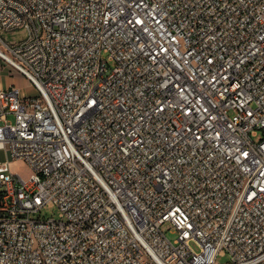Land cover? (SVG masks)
Listing matches in <instances>:
<instances>
[{"label": "built area", "instance_id": "2783aa9c", "mask_svg": "<svg viewBox=\"0 0 264 264\" xmlns=\"http://www.w3.org/2000/svg\"><path fill=\"white\" fill-rule=\"evenodd\" d=\"M0 58V264H264V0H0Z\"/></svg>", "mask_w": 264, "mask_h": 264}, {"label": "rangeland", "instance_id": "374dc122", "mask_svg": "<svg viewBox=\"0 0 264 264\" xmlns=\"http://www.w3.org/2000/svg\"><path fill=\"white\" fill-rule=\"evenodd\" d=\"M1 34L2 37L9 42H19L27 37V33L23 28L4 29ZM111 64L114 65V63ZM11 86L21 89L25 95H35L38 93L36 87L31 83L29 78L22 75L11 65L4 64L3 60L0 58V87L8 88ZM0 157L1 159L5 158L2 152H0ZM12 169L25 179H29L33 174L30 165L22 159L15 160L12 164ZM42 215L45 217H58L59 209L53 206H45L42 210ZM162 229L173 241L179 237V233L174 231L170 223H165ZM219 260L221 262H228L230 261V255L220 256Z\"/></svg>", "mask_w": 264, "mask_h": 264}]
</instances>
